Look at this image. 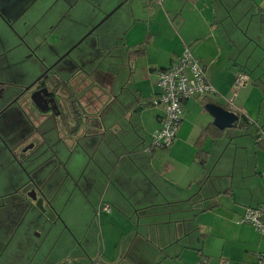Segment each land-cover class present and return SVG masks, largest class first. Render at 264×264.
<instances>
[{"label":"crops","instance_id":"crops-1","mask_svg":"<svg viewBox=\"0 0 264 264\" xmlns=\"http://www.w3.org/2000/svg\"><path fill=\"white\" fill-rule=\"evenodd\" d=\"M114 5L119 7L116 13L110 11ZM121 8L125 9L120 13ZM108 11L116 17L111 23L108 16L97 29L95 41L99 48L123 49L125 60L108 67L102 60L86 57L79 68L73 67L70 93L77 99L81 121L78 129L71 118L66 128L57 120L52 123L53 136L68 143L66 152L64 140L56 151L58 165L65 161L66 178L58 180L59 189L67 180L65 206L68 202L73 206L79 197L96 215L118 216L122 222L130 219L127 213L137 215L138 223L140 219L154 223L156 216H165L157 220L167 224L166 231L157 235L161 241L155 249L157 264H177L176 260L195 264L201 256L211 264L223 260L258 264V254H264V233L238 220L246 207L264 202V83L254 81L255 75L248 72L249 65L264 63V0H163L162 4L154 0H0V59H4L0 75H10L5 68L11 64L12 74L23 73L19 67L26 54L23 41L41 47L42 41L50 40L65 49L72 43L67 42L69 34L75 32L72 35L78 39ZM85 13L87 22L78 17ZM185 47L204 67L216 94L210 101L208 97L185 100L172 145L152 149L151 133L162 114L153 103L157 70L170 66ZM138 50L140 55L129 57V52ZM98 72L102 75L96 101L88 99L92 93L80 91V84ZM239 73H246L249 80L234 89ZM15 93L16 89L8 94L0 82V109ZM208 102L242 112L246 123L240 126L239 117L231 131L215 126L222 130L220 137L206 136L197 145L202 131L213 125L205 109ZM16 120L11 125L0 122V165L9 161L4 141L10 143L13 132L18 139L23 133V121ZM245 128L252 129V134L246 136ZM209 163L214 175L209 170L205 176ZM13 201L0 205L4 216L0 259L24 210L19 201ZM104 205L110 211H98ZM173 213L178 215L174 220ZM172 221L182 226L175 233L170 229ZM188 237L191 244L183 243ZM0 264L7 263L1 259Z\"/></svg>","mask_w":264,"mask_h":264},{"label":"rangeland","instance_id":"rangeland-1","mask_svg":"<svg viewBox=\"0 0 264 264\" xmlns=\"http://www.w3.org/2000/svg\"><path fill=\"white\" fill-rule=\"evenodd\" d=\"M118 5L119 4H116V6ZM116 6L114 5L110 11L115 9ZM118 9H115L114 13H116ZM123 9L125 8H121L119 12L121 13ZM110 11L108 12L110 13ZM108 12L105 13V15L108 14ZM114 13L110 15L111 18L108 17L98 25V27H95L103 19L104 16H102L100 20L98 19L99 21L97 20L79 37H77L78 39H75L76 35H72L76 34L75 32L72 34L68 33L69 36H71V41L69 40L67 42L72 43H70L68 45L69 47H66L65 49L60 48L61 46L55 44L53 41L45 40L42 41L41 47L34 48V51L38 52L43 59L49 62L60 57L85 35L82 41L56 64V71L59 69L65 70L64 73L58 74L59 77L66 79V76L68 75L66 71L73 67L76 69L79 68L81 62L84 61L86 57H89L91 60H102L104 64H108V67L111 65H119L121 61L125 60V51L119 47L111 49L99 48L97 45V39L95 41V38L97 37V29L109 18L112 23L114 21L113 19L116 17V14ZM78 17H81L83 21L87 22L86 13L84 16L78 15ZM66 27L67 24H65L63 28L65 29ZM94 27L96 29H93L91 33L87 34ZM58 34H60V31H58ZM72 37L75 41L72 40ZM50 53L53 55L50 56ZM22 54L21 51V55ZM33 55L34 56L28 55L27 58L24 59V64H19L21 69H25L26 75H0V81L7 83L6 91H8V94L15 89L17 90V88H21V85H26L36 75L40 74L39 70L42 67V62L38 58H35V54ZM1 60L4 59H0V61ZM54 62L48 64H54ZM11 67L13 68V64H11ZM11 67L9 66V68H5L10 71L9 74H12ZM103 68L104 67H102V69ZM253 69L258 70H256L255 73H252ZM108 71H110V68L107 69V72ZM248 72L250 75H255L253 78L254 81L264 83V63H258L254 66L249 65ZM93 75L94 76L88 77V80L82 82L80 85L81 90L86 91L87 95L92 93L90 96H87L88 99L94 98L97 101L100 95L99 89H101L100 80L98 78L99 75L102 74L101 72H98ZM257 75H262V79H260L261 76L259 78ZM14 97H11L10 100ZM212 99V96H208V101ZM21 104H23V99L19 98L17 102L11 104L5 110H3L6 107L4 105L1 108L3 111L0 109V122H6L10 125L9 121L12 120L13 117L14 119H18V117L21 116L20 109L23 107ZM27 129L36 135V141H39L41 138V146L33 149L29 147L24 156H21L19 153L18 155L23 159L21 165L9 166V161L5 165H0V204L9 203L14 200L16 201L15 204H18L19 201V204H21V210L24 208L16 230H12V233H15H13L14 237L11 239L8 249L5 251L4 255L1 256V259L7 264H157L154 263L155 254L157 253L155 249L156 246H158L157 242H161L159 241V238H157V235L163 234L167 229L166 223H157V220L162 221V217L163 220L166 219V217L161 215L159 217L156 216L154 223H149L147 221L149 219H140V223H138L137 215L127 213L126 216L130 219H125V222H122L118 219V216L113 219L112 215H96V213H94L95 210L89 208L87 205H83V203L80 202L81 199L79 197L73 202V206L70 205L69 202L68 205L65 206L67 180L60 183V189L58 183V180L64 181L66 178L64 177L65 175L63 176L62 169L65 161L63 162L60 160L62 164L58 165L57 156L55 154L61 140H64L62 145H65V152L68 143L65 138L57 139L53 134L50 136L45 135L43 139L39 134L41 132H35L32 126L27 127ZM227 129L228 131H231L235 128L230 127ZM48 131L49 130H47V132ZM242 131L248 136L249 133L252 134L253 130L245 128ZM15 134L16 132H13L11 135L14 136ZM55 136L57 137V134ZM54 138L56 140L52 143ZM47 140L50 142L49 144H51L52 149H50ZM36 141H34L35 144ZM31 143L32 142L26 146ZM211 164H207L208 169L206 168L205 176L208 174L209 170L212 175H214V171L211 169ZM34 167H36V169L33 170L32 168ZM79 167L82 168V164ZM9 170H11L10 175L7 173ZM33 177V180L39 184V188L42 191L39 193L34 190L36 193H39L37 200H32L28 195V191H18L19 187L32 180ZM40 198L42 199L41 205L44 209L43 211H40L35 206ZM209 200L210 199L203 201V203H207ZM62 201L64 202L63 204ZM113 212L115 213V208L113 209ZM189 213V215H191V212ZM171 216L172 219L178 217V215H175L174 213ZM202 221L208 223L206 218H203ZM8 226L10 228L12 227L10 224ZM181 227L180 222L172 221L170 223L172 233H175L176 228L180 230ZM188 234H190V232ZM191 238L192 237H188L183 243L191 244ZM192 251V253L196 255V259L199 258V256L197 257L198 252L196 250ZM201 259L206 258L201 256L197 261L198 263L196 262L195 264H200ZM176 263L178 264L179 260H176ZM165 264H168V262ZM169 264H173V262H170ZM208 264L211 263L208 261Z\"/></svg>","mask_w":264,"mask_h":264},{"label":"flooded vegetation","instance_id":"flooded-vegetation-1","mask_svg":"<svg viewBox=\"0 0 264 264\" xmlns=\"http://www.w3.org/2000/svg\"><path fill=\"white\" fill-rule=\"evenodd\" d=\"M6 21H8L7 23L8 25H11L9 20H6ZM23 43L26 45V48H23V50L25 51L28 50V51H26V54L24 55V57H22L21 63L24 64V59L27 58L28 55L34 56L33 54H35L36 55L35 58H38L42 62V67L39 70L40 74L36 75L26 85H23V86L21 85L20 86L21 88L19 89L17 88L16 93H15L16 96L15 95H14L15 97L12 96L14 98L12 100H9L8 103L5 105L6 107L3 109L5 110L8 106L17 102L19 98L23 99V104H21L23 105V107L20 109L21 111L20 115L23 118L21 116L20 118H21V121H23L25 127L23 130H21V132L23 133L19 134V137L21 136V138L18 139L14 135L10 143H8L7 141L6 142L4 141V146L8 152L9 166L11 165L18 166V164L21 165L22 160H23L21 159V156L25 155L29 147L33 149V148H39L41 146V143H42L41 138L39 141H36V138H37L36 135L33 134L32 131H29L27 127L32 126L35 132L40 131L41 133L39 134L44 139L45 135L47 136L52 135L51 127H52V123L55 120L60 121V123L63 124L65 128L67 126V121L70 118L75 119V123H78L75 117V114H74V108H72L73 105L75 104L72 101L76 102L75 104L76 107L78 106L77 99L72 95V93H70L72 92L70 89V84H71V79H72V75H71L72 73L70 72V70L72 68L66 71L68 73V75L66 76V79H63L62 77L58 76V74L64 73L65 70L59 69L60 71L59 70L56 71L57 69L56 64L59 63L66 55L69 54V52L72 50L71 47L57 59L48 62L45 59H43V57L40 54H38V52L34 51V48L36 47L29 46V44L26 41H23ZM11 50L12 49H9V52ZM52 62H54V64H48ZM22 69H23V73H21V75H26L25 69L24 68ZM10 75H14V74H10ZM0 82L1 84L7 86V83L3 81H0ZM80 91L82 90L80 89ZM15 98H17V100L12 102ZM10 102L12 103L9 104ZM15 121L16 119H14L13 117L12 120L9 121L10 125L13 124ZM80 121H81V118H80ZM11 130H12V127H11ZM47 130L49 131L47 132ZM34 141H36V144L34 143ZM30 142L32 143L26 146ZM47 143L50 149H52L51 144H49L50 142L48 140H47ZM19 153L21 154V156L18 155ZM36 167L32 169L34 170L36 169ZM10 171L11 170L8 171L9 175L11 174ZM33 179L34 177L29 182L27 183L24 182L25 184L19 187L18 191H21V190L28 191L29 192L28 195L30 198L31 196H34V195L36 196V198H38L39 193L42 191L39 188V184H37V182L34 181ZM34 190H36L39 193H36ZM41 203H42V200H41ZM1 212L2 211L0 210V223L3 222L2 219L4 217Z\"/></svg>","mask_w":264,"mask_h":264},{"label":"built area","instance_id":"built-area-1","mask_svg":"<svg viewBox=\"0 0 264 264\" xmlns=\"http://www.w3.org/2000/svg\"><path fill=\"white\" fill-rule=\"evenodd\" d=\"M162 4L163 0H154ZM249 77L246 73L236 75L233 83L234 89H239L247 83ZM156 86L157 96L153 103L160 106L162 114L159 126L151 133L150 148H169L182 120L183 102L190 98H205L216 94V89L208 80L204 67L188 47H185L173 63L157 70ZM234 111V110H233ZM239 117L242 112L234 111ZM264 175V171L262 172ZM99 210L110 211L107 205ZM239 223L252 226L258 233H264V202L255 207H246L241 214ZM258 264H264V254L257 256ZM200 264H208L207 259H201ZM222 264H227L226 260Z\"/></svg>","mask_w":264,"mask_h":264},{"label":"water","instance_id":"water-1","mask_svg":"<svg viewBox=\"0 0 264 264\" xmlns=\"http://www.w3.org/2000/svg\"><path fill=\"white\" fill-rule=\"evenodd\" d=\"M110 14H111V12L108 13L107 15H105L103 17V19L98 23V25L101 22H103L105 20V18H107ZM93 29L94 28H92L87 34L91 33L93 31ZM84 37H85V35L82 38H80L76 43H74V45L71 47V49H73L74 47H76L82 41V39ZM16 100H17V98H15L12 102H14ZM12 102H10L9 104H11ZM205 109L213 117V121H212L213 125L216 126L219 129H225V128L234 127V126L237 125V122L239 121V116L234 111L229 110V109H226V108H224V107H222V106H220L218 104H215V103H212V102H208V103L205 104ZM76 126H77L76 129H78V126L79 125L77 123H76ZM31 198L33 200H37V198H36L35 195L34 196H31ZM41 200H42L41 198L38 199V201L36 202V205L35 206L40 211H43L44 209L42 208Z\"/></svg>","mask_w":264,"mask_h":264},{"label":"trees","instance_id":"trees-1","mask_svg":"<svg viewBox=\"0 0 264 264\" xmlns=\"http://www.w3.org/2000/svg\"><path fill=\"white\" fill-rule=\"evenodd\" d=\"M142 53V51L141 50H138V51H132V52H129V57H135L136 55H140ZM72 102H74L75 104H76V102L75 101H72ZM73 105V107L72 108H74V114H75V117H76V119H77V121L79 122L80 121V115H79V113H78V108L76 107V105ZM241 121L242 122H240V126H244L245 125V118L242 116L241 117ZM221 132H222V130H219V129H217L215 126H213L212 124H209L203 131H202V133H201V135H200V137H199V141H198V143H197V145H199L200 143H201V140L204 138V137H206V136H210V137H212V138H218V137H220V134H221ZM200 147V146H199ZM201 154V150L200 149H198V151H197V153H196V155H200Z\"/></svg>","mask_w":264,"mask_h":264}]
</instances>
